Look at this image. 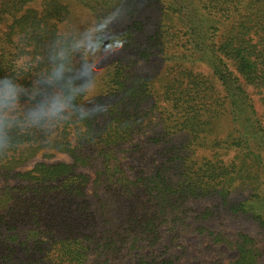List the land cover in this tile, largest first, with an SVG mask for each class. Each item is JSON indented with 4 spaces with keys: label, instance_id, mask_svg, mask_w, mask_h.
I'll return each instance as SVG.
<instances>
[{
    "label": "trees",
    "instance_id": "trees-1",
    "mask_svg": "<svg viewBox=\"0 0 264 264\" xmlns=\"http://www.w3.org/2000/svg\"><path fill=\"white\" fill-rule=\"evenodd\" d=\"M121 2L0 0V77ZM114 29L130 46L78 135L0 157V264H175L188 235L231 249L227 264H264V0H144ZM39 154L68 161L28 169ZM214 198L257 237L206 225L215 211L195 203Z\"/></svg>",
    "mask_w": 264,
    "mask_h": 264
},
{
    "label": "clouds",
    "instance_id": "clouds-1",
    "mask_svg": "<svg viewBox=\"0 0 264 264\" xmlns=\"http://www.w3.org/2000/svg\"><path fill=\"white\" fill-rule=\"evenodd\" d=\"M144 0H122L117 11L94 19L81 30L68 28L47 44L43 56L22 54L13 75L0 77V157L9 155L28 138L51 144L63 129H72L89 118L84 102L106 91L108 64L123 55L130 41L114 29L127 24ZM110 49V50H109ZM31 86L20 82L22 74L38 64Z\"/></svg>",
    "mask_w": 264,
    "mask_h": 264
},
{
    "label": "rangeland",
    "instance_id": "rangeland-1",
    "mask_svg": "<svg viewBox=\"0 0 264 264\" xmlns=\"http://www.w3.org/2000/svg\"><path fill=\"white\" fill-rule=\"evenodd\" d=\"M85 1V0H83ZM96 0H87V3L92 7H95L94 4ZM108 1V0H105ZM97 10V6L95 8ZM78 26L77 23H74ZM248 93L251 95V98L254 101L255 107L258 112L261 111V107L258 101V96L254 93L252 89H248ZM54 156L49 158V160L42 159V155L39 154L35 157V159L28 165V169L32 167V165L37 161H47V162H64L68 161L66 156L62 154H53ZM84 173L88 174L92 179L94 177L93 170H82ZM0 183L2 181L0 179ZM91 189V188H90ZM88 189V196L91 195V190ZM237 198V197H233ZM232 198V199H233ZM218 205L217 199H204L200 202L195 203V207L202 208V207H213V217L206 222V225L219 230L224 234H232L235 232H243L246 234L253 235L254 237L258 230L256 229L255 225L251 222L245 221L243 219H232L226 212H223L222 208ZM184 247L183 251L179 249H175L176 253L179 258L175 261V264H227L229 261L233 260L234 253L231 249H226L224 246H217L215 244L209 243L203 237H196L194 235H188L184 237V239L180 242ZM169 253L174 252L173 250H168ZM194 257V259H193Z\"/></svg>",
    "mask_w": 264,
    "mask_h": 264
}]
</instances>
